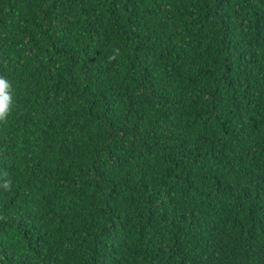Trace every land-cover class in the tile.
I'll list each match as a JSON object with an SVG mask.
<instances>
[{
    "label": "trees",
    "instance_id": "1",
    "mask_svg": "<svg viewBox=\"0 0 264 264\" xmlns=\"http://www.w3.org/2000/svg\"><path fill=\"white\" fill-rule=\"evenodd\" d=\"M0 76V264H264V0H0Z\"/></svg>",
    "mask_w": 264,
    "mask_h": 264
},
{
    "label": "clouds",
    "instance_id": "2",
    "mask_svg": "<svg viewBox=\"0 0 264 264\" xmlns=\"http://www.w3.org/2000/svg\"><path fill=\"white\" fill-rule=\"evenodd\" d=\"M120 54V49L115 48L113 55L109 56V61L115 60ZM14 107L13 89L11 83L6 77L0 76V123H6L8 116L11 114ZM6 175V174H5ZM0 188L5 192L12 190V182L10 179H4L0 183Z\"/></svg>",
    "mask_w": 264,
    "mask_h": 264
}]
</instances>
